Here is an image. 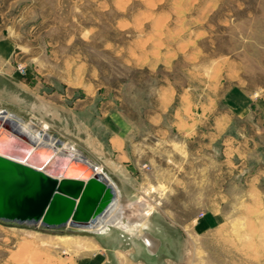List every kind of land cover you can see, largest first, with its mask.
I'll return each mask as SVG.
<instances>
[{
    "label": "rangeland",
    "instance_id": "374dc122",
    "mask_svg": "<svg viewBox=\"0 0 264 264\" xmlns=\"http://www.w3.org/2000/svg\"><path fill=\"white\" fill-rule=\"evenodd\" d=\"M0 38L22 78L68 92L91 124L35 113L8 84L0 110L24 123L34 112L90 161L105 158L99 121L111 114L129 127L128 150H158L151 162L172 182L137 185L172 224V264H264V0H0ZM129 203L125 221L142 204ZM90 237L0 223V264H90Z\"/></svg>",
    "mask_w": 264,
    "mask_h": 264
},
{
    "label": "crops",
    "instance_id": "0c3cea01",
    "mask_svg": "<svg viewBox=\"0 0 264 264\" xmlns=\"http://www.w3.org/2000/svg\"><path fill=\"white\" fill-rule=\"evenodd\" d=\"M15 51L16 47L13 42L0 38V92L6 90L2 84H8L10 96L16 100V103L25 99L26 104L30 105L35 113L42 112L60 123L67 125L73 123L74 126L79 123L81 128H87L86 123L88 122L83 118L82 106L76 110L77 103H73V105L69 103L68 99L71 96L68 92L50 89L49 83L44 77L32 75L29 70L26 71L24 78L20 76L16 70ZM11 111L17 117L23 118L18 111H13V109ZM35 113H29L31 116L29 120L37 122L38 119H41ZM114 117L111 114L100 119L99 125L104 128V133L107 134L105 158H101V163L91 162L103 167L111 179L113 177L117 179V181L112 180L120 192L119 201L121 203L127 201L131 203L140 198H144L150 203L146 195L139 190L137 182H144V188L150 189L159 186L160 182H172L170 178L171 169L168 167L160 168L151 162L150 154L158 152L154 146L150 147L149 144H146L143 146L144 150L141 146L128 150L126 135L129 132V127L127 128L122 117ZM41 121L44 120L41 119ZM147 121L152 122L153 128L158 126L155 124L164 122L163 117H151ZM46 122L51 128L53 127L50 121ZM186 123L188 122L186 121ZM90 124L89 121L88 125ZM86 137L91 138L89 135ZM88 142L90 143V141ZM142 153L146 155L145 160H142ZM159 154H161L160 151ZM99 155L102 156L103 154L97 152V157H100ZM145 162L150 165L147 171L141 169V166L146 164ZM129 204L125 207H128ZM145 209L143 211L134 209L135 213L132 212L137 219L129 220L130 224L135 225L138 221L145 226H140L138 229L134 228L131 234L116 227H110V230L102 235H90L92 239L90 245L93 249L96 248V252L90 259V264H172V261L177 258L176 254L172 255V248L168 243L170 242L169 234L172 224L165 221L167 215L156 210L151 212L149 219L144 223L141 220L145 216ZM101 251L105 252L104 260L101 258L102 254L97 255ZM166 252L168 253L165 254Z\"/></svg>",
    "mask_w": 264,
    "mask_h": 264
},
{
    "label": "water",
    "instance_id": "95a60500",
    "mask_svg": "<svg viewBox=\"0 0 264 264\" xmlns=\"http://www.w3.org/2000/svg\"><path fill=\"white\" fill-rule=\"evenodd\" d=\"M8 124L7 129L0 126V133L12 131L27 143L30 142L28 137L18 132V127L11 122ZM51 136L58 140V145L61 143L56 135ZM82 163L84 172L91 169L95 171V167ZM114 199L113 187L101 176L57 180L0 157L2 224L45 231L76 232L75 228H87L104 217ZM69 223L71 227L67 228Z\"/></svg>",
    "mask_w": 264,
    "mask_h": 264
},
{
    "label": "bare ground",
    "instance_id": "6f19581e",
    "mask_svg": "<svg viewBox=\"0 0 264 264\" xmlns=\"http://www.w3.org/2000/svg\"><path fill=\"white\" fill-rule=\"evenodd\" d=\"M8 122H11L18 127V132H21L24 136L28 137L30 142L27 143L22 137L15 135V132L13 133L12 131L10 133H0L1 158L23 166H28L36 171L46 174L47 176L56 178L57 180L65 178L87 179L91 176H101L107 180L111 187H113L115 199L110 208L104 214V217L100 218L95 223L90 224L87 228H75L76 233L102 235L110 230V227H116L131 234L134 228L138 229L140 226H145L140 222L133 225L130 224L128 220L125 221V208L119 201L120 192L114 181L103 172L104 170L102 167L88 160L71 143L60 140L61 143L58 145V140L48 133V125L45 122L37 120L39 123L38 125L40 126L37 124L35 125L32 120H30L29 123H24L23 120L16 115L0 110V126L7 129L6 126L9 125ZM82 162L95 167V171L91 169L84 172L85 168L82 166ZM140 199L142 204L138 206V209L143 211L146 208L144 211L146 212V216L141 220L145 223L149 219L151 212L154 210L145 199ZM147 209L150 211H147ZM70 224L71 223L67 225V228L71 227ZM59 239L60 241H64L67 237H59Z\"/></svg>",
    "mask_w": 264,
    "mask_h": 264
},
{
    "label": "built area",
    "instance_id": "2783aa9c",
    "mask_svg": "<svg viewBox=\"0 0 264 264\" xmlns=\"http://www.w3.org/2000/svg\"><path fill=\"white\" fill-rule=\"evenodd\" d=\"M16 70L23 75L25 73L24 67L22 65H17Z\"/></svg>",
    "mask_w": 264,
    "mask_h": 264
}]
</instances>
